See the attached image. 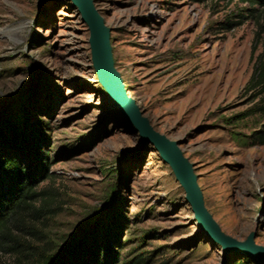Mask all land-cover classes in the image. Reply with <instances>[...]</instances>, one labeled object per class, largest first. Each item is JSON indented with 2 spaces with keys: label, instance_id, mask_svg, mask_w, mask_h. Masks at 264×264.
Segmentation results:
<instances>
[{
  "label": "rangeland",
  "instance_id": "374dc122",
  "mask_svg": "<svg viewBox=\"0 0 264 264\" xmlns=\"http://www.w3.org/2000/svg\"><path fill=\"white\" fill-rule=\"evenodd\" d=\"M94 2L126 94L179 142L221 229L246 241L256 228L264 247V146L253 137L264 114L248 87L264 55V10L237 0ZM91 36L72 2L0 0V129L11 142L27 122L50 163L9 223L11 239L0 238V264H36L103 222L123 263L256 264L226 256L199 229L171 167L100 84ZM10 148L25 158L23 145Z\"/></svg>",
  "mask_w": 264,
  "mask_h": 264
},
{
  "label": "trees",
  "instance_id": "16d2710c",
  "mask_svg": "<svg viewBox=\"0 0 264 264\" xmlns=\"http://www.w3.org/2000/svg\"><path fill=\"white\" fill-rule=\"evenodd\" d=\"M237 1L247 2L264 10V0ZM242 11L239 10L238 17L245 19ZM254 11L252 9V12ZM228 24L232 26L231 22ZM248 87L255 91L253 100H258L257 110L264 114V55L257 62ZM245 117L246 115L242 119ZM20 123L21 130L12 134L11 142L7 141V137L0 129V238L3 239H11L9 223L13 219L17 220L20 211L30 206L31 200L37 196L38 184L47 177L50 167L48 154H44L38 146H33L35 134L32 127L25 121L20 120ZM253 137L255 145L264 146V124L254 132ZM10 145L19 148L23 145L25 158L22 159L13 153ZM116 239L110 227H106L103 222L91 238H82L79 243L76 242L52 256L43 255L36 264H139L135 261L128 263L120 261V252L114 250V247L122 246V243ZM16 264L26 263L18 257Z\"/></svg>",
  "mask_w": 264,
  "mask_h": 264
},
{
  "label": "water",
  "instance_id": "95a60500",
  "mask_svg": "<svg viewBox=\"0 0 264 264\" xmlns=\"http://www.w3.org/2000/svg\"><path fill=\"white\" fill-rule=\"evenodd\" d=\"M65 1L73 3L91 32L90 43L100 84L110 97L113 106L139 134L141 143L145 146H154L162 160L171 167L176 180L186 192V200L192 208L199 229L210 241L220 245L226 256L236 253L251 258L256 264H264V247L257 245L255 241L257 229L252 230L246 241H239L221 229L205 206L194 165L185 157L179 142L155 131L126 94L122 75L115 66L111 28L106 25L94 0Z\"/></svg>",
  "mask_w": 264,
  "mask_h": 264
}]
</instances>
